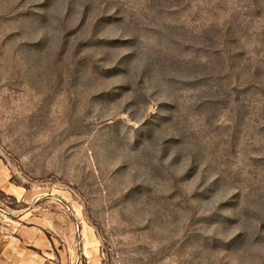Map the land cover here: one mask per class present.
<instances>
[{
	"label": "rangeland",
	"instance_id": "1",
	"mask_svg": "<svg viewBox=\"0 0 264 264\" xmlns=\"http://www.w3.org/2000/svg\"><path fill=\"white\" fill-rule=\"evenodd\" d=\"M0 167L48 264H264V0H0Z\"/></svg>",
	"mask_w": 264,
	"mask_h": 264
},
{
	"label": "crops",
	"instance_id": "2",
	"mask_svg": "<svg viewBox=\"0 0 264 264\" xmlns=\"http://www.w3.org/2000/svg\"><path fill=\"white\" fill-rule=\"evenodd\" d=\"M4 180L0 167V189L10 190ZM6 230H0V264H48L53 244L44 231L33 226Z\"/></svg>",
	"mask_w": 264,
	"mask_h": 264
}]
</instances>
